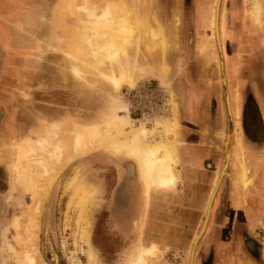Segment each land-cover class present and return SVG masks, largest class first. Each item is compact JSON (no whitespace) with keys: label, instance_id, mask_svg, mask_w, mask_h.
<instances>
[{"label":"rangeland","instance_id":"rangeland-1","mask_svg":"<svg viewBox=\"0 0 264 264\" xmlns=\"http://www.w3.org/2000/svg\"><path fill=\"white\" fill-rule=\"evenodd\" d=\"M127 1L130 7L131 1ZM254 1L255 0H140L135 5V13L147 16L153 15L158 20L164 35L163 38L157 37L155 41L160 45V42L164 40L165 45H167L166 51L162 53L161 50L158 49L155 53H151L142 45L135 53L128 56L129 58L126 59L127 62L124 60H117L115 62L117 67L115 70H112L113 68L108 61H104L102 63L103 65L100 63L97 65L95 60L92 59L90 52L87 51L88 48L84 47L82 41H80L81 35L79 33L81 30L78 24L79 16L75 13L73 8L74 0H36L37 3H32L31 6H26L24 0H0V6L2 5L0 7V37L2 36V40L4 41H0V46L5 51L4 56L2 55L3 57L0 59V64H5L4 69L7 70V73H9L8 69L14 70L18 67L25 69H23V72H25L23 76H17L13 74V72L12 75L9 76H5V74L4 76H0V83L3 79H6L8 83L21 84L24 92L21 94L18 92L17 94H20L22 99L26 101L27 106H29L31 102L35 103V108L41 115L44 112L45 106H47L45 84L47 82L50 83L52 79L54 81V101L53 104L49 105V107L53 108L54 120L46 124L43 117L42 120H39L37 130H34L35 132L33 131V136L27 135L18 139H11L6 147V152L10 151V155L8 154L7 157V161L9 158L7 163L9 167H7L8 172L6 179L7 182L10 181L11 183L9 198L11 195L16 198V212L14 214L11 213L6 220L5 237L0 247V264H20L14 257L13 252L19 256L23 255L26 246V241L23 242L25 237L23 231L30 216L27 210L33 205V202L37 198L41 199L40 194L31 192V190L23 184L25 182L21 179V171L18 166L20 147L26 146L25 143L28 138L44 136L48 125L52 122L59 123L58 128L60 134L64 136L66 132L71 131L73 123L80 121L92 122L96 121L97 117H99L97 122L101 128L100 132L103 138L105 136V125L108 118L107 113L104 112V103L113 90L112 85L107 81L108 73H117L121 79L122 88L119 95L120 106L123 107L124 111H128L130 117L138 120L135 124L145 123L147 129H152L157 122H160L161 125L163 122H170L171 118V120H175L176 124H174V130L177 140V160L179 163L177 169L179 170L180 177V182L177 185L179 186L183 183L182 173L184 170L183 164L185 163L181 155V146L184 145V142L181 138V129L183 128L181 118L183 111L180 106V101L185 97L186 103L190 105L193 99L196 98L193 94V87H191L194 69L198 74L197 79L200 81V84L203 83V87H207L208 94L212 95L210 100L215 104L216 113L217 111H222L227 117L230 116L229 118H231L228 131L231 132V146L234 139L233 137L235 136L234 155L237 156L238 163L242 160L248 166V171L245 173L248 181L246 188L242 180L238 177L243 172L240 170V167V173L237 174L238 183H240L245 190L253 185L255 181V172L250 175L249 171L253 165L247 158V149H244L241 141L242 134L238 114L239 103L237 101L239 93H237L235 88L232 89L227 84L226 79H224L228 91V111L221 78V69H223V65L219 61L218 49L223 62L226 60V55L224 53L232 54L234 51V46H232V44L235 42V37L231 36L232 32L228 29V22L231 23V25L235 22H240L239 11L237 14V12H235L236 10H233L235 4L240 5L241 2H244L246 5L245 12H243L244 18L248 24L252 26L256 34H259V30H262L264 20L263 0H256L261 4L263 11L259 25H255L254 22H252L251 11L253 10ZM214 17L215 23L217 21L218 26V35L216 36L213 35ZM238 29L247 30L242 27ZM234 31H237V29L235 28ZM260 42L264 43V39L261 38ZM180 57H182L184 61L186 59L184 63L182 60V64L185 65L186 69L182 70V66L178 65L176 69H181V73L176 70L178 74L175 78L176 81H174L175 63ZM72 62L76 63L81 71L83 70V78L77 79L74 77L71 71ZM127 76H132L134 79L135 83L132 87L125 84ZM190 77L192 81L189 79ZM32 84L42 85V90H38L37 93L35 91L30 92V85ZM178 86L181 89H178ZM184 87L187 89L185 93L182 90ZM231 92L234 97L233 100L235 105L233 110L230 106ZM9 95H13V93H9ZM33 95L37 96L34 98ZM139 95H143L145 103L141 116L138 110L131 109L130 102ZM144 95L151 96L148 98L147 96L144 97ZM248 97H250V95L247 91L246 98ZM250 106L251 103L244 108L246 112L252 109L254 110V108ZM25 110L26 113H23L22 117L28 120L32 108L27 107ZM78 110L80 111L79 115ZM262 110L264 111V108H262ZM94 111L96 112L93 114ZM78 116H81L80 119ZM83 116H85V118H83ZM232 117L234 118V122L232 121ZM206 142L204 143H206V147H208L210 141ZM218 142L220 147L219 144L214 147L211 143L210 149L217 154V157L213 160L214 163H212V161L206 162L205 168L212 164L217 167L219 164H222L219 154L221 153L222 140L220 139ZM66 149L68 148L65 147L63 152L66 159L68 158L67 162H64V167L57 175L46 198H42L40 214L38 219H35L36 221L34 220L37 224V250L35 256L39 264H90L87 253L91 249V252L95 254L97 264H110L109 258L108 260L105 258L106 261L104 262L103 259L100 258L99 252L95 251L92 246L95 228L98 229L99 232H103L102 238L107 243L112 238L110 235L109 221L107 219V209H102V213L97 214V219H95L96 215L94 213L96 195L100 192L99 180L109 179L111 181L113 179L115 181L116 178V163L114 164L110 160V157L113 159L115 158L114 160L118 162L126 161L125 163H127L129 167L127 170L129 175H132L134 172V178L138 180L144 191V207H147L151 194L159 195L163 198L168 197L178 186L171 191L147 190L135 161L126 156L124 152L114 154L102 144L94 149V151L81 157L73 156L71 150ZM95 152L102 154L100 156L102 161H99L97 166H95V159L92 157ZM228 155L230 157L229 161H227V165H225L226 168L231 158L230 150L228 151ZM191 163L192 160H188V164ZM75 173L78 174L84 186L86 188H91L94 192L93 197L88 201V205L81 215L76 207L77 204H75L77 199V192L73 194L75 185L66 187V182H68ZM219 175H221V180L224 176V170L221 171L220 174L219 172H215L205 210L203 208L205 211L204 220L199 219L193 226L192 234H194L195 230L199 231L194 237H190L191 241L189 248L180 254V257L177 252L174 256H170L172 261L174 263L176 262V264L180 261L181 264H189L193 241L196 239L197 234L201 232L200 226L202 227L203 221H205L206 206L215 185L214 183H216ZM217 189L215 190V195ZM122 200L120 199V201ZM213 201L208 213L207 225L202 234H204L208 226ZM49 214L50 218L47 217ZM51 214H53V216H51ZM44 217H46V219ZM14 219H16L19 230L14 226ZM146 227L145 220L133 224V229L138 228L140 233H143ZM83 228L88 233L86 235L87 243H85V240L81 236V230ZM146 232H148L147 228ZM257 238L258 237H256V239ZM152 244L157 245V243L153 242L151 237H147L145 243L142 238L138 236L134 247L127 252H123L122 250L120 253L121 258L117 263L114 262L113 264L130 263L134 257L139 254L141 248H147ZM207 247L208 246L205 244H201L200 242L197 243L195 254L196 251L199 252L198 260L206 261L208 252L204 249H207ZM158 248L160 252L154 258H145L150 264H156L157 260L162 259L164 256V251L161 250L159 246ZM124 249L127 248L125 247ZM114 257H116V255H114ZM115 260H117V257Z\"/></svg>","mask_w":264,"mask_h":264},{"label":"crops","instance_id":"crops-1","mask_svg":"<svg viewBox=\"0 0 264 264\" xmlns=\"http://www.w3.org/2000/svg\"><path fill=\"white\" fill-rule=\"evenodd\" d=\"M24 1L26 6H31L32 3L36 2V0ZM262 5L264 11V0ZM239 6L240 22H235L232 25L229 23L228 27L232 32L231 36L235 37V42L232 44L234 51L232 54L226 53V60L223 62L225 79L227 84L232 89L235 88L237 93H239V98L237 99L239 113L242 108H246L251 103L250 107L259 112L261 123L264 125V111L262 110L264 108V43L260 42L261 38L264 39V20L262 30H259V34H256L252 26L244 18L243 12H245L246 5L242 4V6ZM263 11L260 4L259 21ZM239 27L247 30H239ZM235 28L237 31H234ZM35 35L37 36L36 33ZM4 54L5 51L0 46V59ZM2 66L3 64H0V76H4V74L9 76L12 75V72L17 76L25 74L23 72L24 68L9 69V73H7V70ZM51 81L45 84L47 106H45L41 115L35 108V103L31 102L27 106L26 101L20 96L23 91L21 84L8 83L6 79H3L0 83V247L5 237L7 217L11 213L14 214L16 212V198L12 195L9 198L11 183L10 181L7 182L6 179L7 167H9L7 164L9 158L7 161V157L8 154L10 155V151L6 152V147L11 139H18L27 135L33 136V131L37 130L39 120H42L43 117L46 124L54 120L53 108L49 107L54 101V81L53 79ZM37 86L32 84L31 91L37 93L38 90H42L41 87L38 89ZM247 91L250 95L248 98H246ZM18 92L20 93L19 95L17 94ZM9 93H13V95H9ZM36 96L33 95L34 98ZM233 98L231 92L230 106L232 110L235 106ZM27 107L32 108L28 120L22 117L23 113H26L25 109ZM197 107V104L196 107L193 106L194 115L198 109ZM199 111L201 112V117L204 115L206 126L209 128V124H213V128L210 127L211 131L207 128L205 133L193 131V136L191 135L192 133H187L181 129V138L184 142V145L181 146V155L185 161L182 173L183 183L172 191L168 197L163 198L159 195L151 194L147 207H144V191L138 180L134 178V172L124 178V173L120 170L124 169V165L128 164L125 163L126 161L118 162L114 160L115 158L110 157V160L114 164L116 163L115 166L118 165L115 171L118 172L119 178L115 181H106V183H104L105 181H100V192L96 195L95 204L99 195L100 197L103 194L109 195L106 204L110 235L112 239L116 237L118 243H124V247L127 249H123V252H127L134 247L138 236L145 243L147 237H151L153 242L157 243L161 250L164 251V256L162 259H158L156 264H176L170 256H174L177 252L180 257V254L189 248L190 237H194L199 231L195 230L194 234H192L196 221L204 218L205 205L215 172L220 174L223 169L230 123L229 117L222 111H217V113L212 115L208 106L200 108ZM79 113L80 111L78 110V115ZM78 117L80 119L81 116ZM262 127L264 129V126ZM219 138L222 140L221 153H219L222 164H219L218 167L212 164L205 168L206 162L212 161L214 163L213 160L217 157V154L210 149V145L212 143L215 147L219 144ZM233 138L230 162L220 181L212 204V219H210L207 229L199 240L201 244L206 246L217 245L215 248L216 255L218 252L224 253V251H228L230 253L232 251L231 247H233L234 241H232L231 236L239 233L236 230L243 229L248 235H255L257 232L264 231V133L261 137H241L242 145L244 149H247V158L253 165L249 171L250 175L255 172V181L246 190L237 181L239 164L237 156L234 155L235 136ZM190 139H193V141ZM203 141H210V145L208 144L209 148L206 147L207 142L204 143ZM101 155L97 152L92 155L95 159V166H97L99 161H102ZM188 160H192V163L188 164ZM143 220L146 222L148 232H146V228L143 233H140L138 228L133 229L134 223H139ZM218 221H224V223L222 224ZM96 236L97 232H95V243H97ZM224 236L227 239H223ZM226 243L229 246L227 245V249H224ZM121 252L122 250L116 251V263L121 258ZM240 261H242L240 264H260L256 261H251L246 255ZM177 264H181V261ZM261 264H264V262Z\"/></svg>","mask_w":264,"mask_h":264},{"label":"bare ground","instance_id":"bare-ground-1","mask_svg":"<svg viewBox=\"0 0 264 264\" xmlns=\"http://www.w3.org/2000/svg\"><path fill=\"white\" fill-rule=\"evenodd\" d=\"M130 1L131 8L127 0H74L73 8L79 16L80 41H82L84 47L88 48L87 51L90 52L97 65L108 61L113 68L112 70H115L117 60L127 62L128 56L135 53L142 45L151 53H155L158 49L162 53L166 51L167 45H165L164 40L160 42V45L155 41L157 37L163 38L161 24L153 15L147 16L135 13V5L140 0ZM259 10L260 3L255 0L251 11L252 22L255 25H259L260 22ZM213 20V35L216 36L218 35V26L217 21L215 23V17ZM71 71L75 78H83V70L81 71L76 63H71ZM107 79L113 90L104 103V112L107 113L108 118L103 138L101 137V128L97 122L99 117L92 122L80 121L73 123L71 131L66 132L64 136L60 134L59 123L52 122L48 125L44 136L28 138L25 143L26 146H22L20 151L18 150V166L21 171V179L25 182L23 184L31 192L38 193L41 196V199L37 198L27 210L30 216L23 231V235H25L23 242L26 241L24 253L19 256L13 252L14 257L20 264H39L35 256L37 250V224L34 220H37L40 214L42 198H46L57 175L62 171L64 162H67L68 158L66 159L63 152L65 147L68 148L66 150H71L72 155L75 157L86 155L101 144L114 154L124 152L126 156L135 161L147 190L171 191L176 189L177 184L180 182L179 170L177 169L179 163L174 130L175 120L169 118L170 122H163L161 125L160 122H157L152 129H147L145 123L135 124L138 120L130 117L128 111H124L123 107L120 106L119 95L122 81L118 74L108 73ZM125 80V84L131 87L135 83L132 76H127ZM229 155L227 161H229ZM239 163L240 170L243 172L238 177L246 188L247 178L245 173L248 171V166L242 160ZM220 178L221 175L214 183L206 206L205 221H203L201 232L197 234L196 239L193 241L190 259L195 242L201 237L207 225L208 213ZM66 183V187L75 185L73 194L77 192L75 204H77L76 207L81 215L94 192L91 188L84 186L76 173ZM14 226L19 230L16 219H14ZM87 234L83 228L81 236L85 243H87ZM159 252L160 249L155 244L147 248H141L139 254L133 260L131 259L132 261L128 264H150L145 258H154ZM87 258L90 264H97L95 254L91 252V249L87 253Z\"/></svg>","mask_w":264,"mask_h":264},{"label":"flooded vegetation","instance_id":"flooded-vegetation-1","mask_svg":"<svg viewBox=\"0 0 264 264\" xmlns=\"http://www.w3.org/2000/svg\"><path fill=\"white\" fill-rule=\"evenodd\" d=\"M35 3H37V2H35ZM242 4L244 5V2H241L240 6H242ZM233 8H235L234 11L236 10L235 12H237V14H238V11L240 10V9H238V5L235 4L233 6ZM229 10H230V8H229ZM228 24H229V22H228ZM0 41L4 42L2 40V36L0 37ZM224 54L226 55V52ZM179 60H180V63H179ZM182 60H183V63L186 61V59L184 61V59H182V57H180L177 60V62L175 63V69H174L175 70V72H174L175 77L173 79L174 81H176L175 78L177 77V74H178V73H176V70L179 73H181V71H180L181 69L182 70L186 69L185 65L182 64ZM33 61H34V59H33ZM4 65L5 64H3V66H2L3 68H4ZM178 65L182 66L181 69H176L178 67ZM197 77H198V74L193 69V83H191V87H193V94L196 96V98L193 99V101L190 103V105H188L186 103L185 97H183L182 98L183 100L180 101V106H181V109L183 111V115L181 118L182 119L181 123H182V127H183L182 130L186 131L187 133H192L191 134L192 136H193V131H195V132L199 131V132L205 133L206 129L208 128V126H206V123H205L204 115H202V117L200 115V113H201L199 111L200 108H203L204 106H208L212 115H214L216 113L215 104L210 100L212 95L209 96L207 87H203V85H202L203 83L200 84V81H198ZM186 79H187V76H186ZM189 79L192 81L191 77ZM41 86L38 85L37 86L38 89ZM34 89L36 90V88H34ZM178 89H181V88H179V86H178ZM182 90L184 91V93L187 91V89L185 87L182 88ZM22 92H24V91H22ZM30 92H32V91H30ZM28 96H29V94H28ZM200 96H201V98H200ZM196 104L198 106L197 107L198 109L195 111V115H194L193 106L196 107ZM230 104H231V102H230ZM254 112H255V114H254ZM238 114H239V124H240L242 137L247 136L249 138H251V137L255 138V137H261L263 135L264 129L262 126H264V125H262V123H261L262 120H260L259 112H257V110L252 109V110L246 112V110L244 108H242L241 112ZM232 121L234 122L233 117H232ZM210 127L213 128V124H211V125L209 124L208 130L211 131ZM190 140L193 141V139H190ZM124 167L126 169L124 168V169H121L120 171H123L122 173H124V178H126V176H128V172H127L128 169L127 168H129V167H128V165H126V166L124 165ZM115 174H116L115 180H117L119 178L118 172H115ZM120 178H121V175H120ZM99 181H103V182L105 181L104 183H106V181L109 182L110 180L109 179H107V180L102 179ZM108 196L109 195L103 194L102 197H100V195H99L97 203L94 205V213L96 215L95 219L98 218V215H97L98 213H102V209L103 210L107 209L106 201L108 200L107 199ZM212 210H211V212H212ZM51 216H52V214H51ZM214 216H215V214H214ZM47 217L50 218V214ZM44 218L46 219V217H44ZM210 219H212V213H210L209 222H210ZM203 220H204V218H203ZM218 222H220V221H218ZM220 223L223 224L224 221H222ZM201 225H202V223H201ZM109 227H110V225H109ZM200 228H201V226H200ZM236 231H238L239 233L233 234V236H231V239H232V241H234V243L232 244L233 247H231L232 251L230 253L228 251H224V253L218 252L216 255L215 254V252H216L215 248L217 247V245H215V244H213L212 246L209 245L207 247V249H204L206 252H208V255H207L208 257H207L206 261L205 260L204 261L198 260L199 252L196 251V254H194L195 258L193 260V264H240L242 262V261H240V259H242L244 257V255H246L249 259H251V261H256L257 263H260V264L262 262H264V231L263 232H257L255 235H248L245 231H243V229H238ZM95 232H97V236H96L97 237V243H95L96 242L95 241ZM98 232H99L98 229L95 228L94 238H93L94 240H93L92 246L95 249V251L99 252L100 258L103 259L104 262L106 261L105 258H107V260L109 258L110 264H113L114 262H116L115 257H114V255H116V251L123 250L125 248L124 243L123 242H121V244L118 243L116 241V237H114V239L111 238L107 243L102 238L103 232H101V231H100L101 233L100 232L98 233ZM256 237H258V238L256 239ZM223 239H227V237L224 236ZM235 239H236V242H235ZM259 239H262V240H259ZM227 245L229 246V244L226 243V245L224 246V249H227V247H228ZM105 264H107V263H105Z\"/></svg>","mask_w":264,"mask_h":264},{"label":"water","instance_id":"water-1","mask_svg":"<svg viewBox=\"0 0 264 264\" xmlns=\"http://www.w3.org/2000/svg\"><path fill=\"white\" fill-rule=\"evenodd\" d=\"M218 56H219V61H220V63L223 65V60H222V56H221V54H220V51H219V49H218ZM221 74H222V85H223V88H224V96H225V99H226V103H227V108H228V111H229V103H228V96H227V94H228V91H227V88H226V83H225V81H224V79H225V75H224V67H223V69H221ZM230 117V116H229ZM231 118H229V120H230ZM230 127V126H229ZM230 136H231V132H229V135H228V139H227V142H226V151H225V157H224V166H223V169H222V171L224 170V173H225V170H226V166L225 165H227V156H228V151L229 150H231V140H230ZM221 181V180H220ZM203 235V234H202ZM201 235V236H202ZM201 238H199L198 239V242H199V240H200ZM197 241V240H196ZM198 242H195L196 244L194 245V248H193V252H192V256H191V259H190V261H189V264H193V260H194V254H195V249H196V246H197V243Z\"/></svg>","mask_w":264,"mask_h":264},{"label":"built area","instance_id":"built-area-1","mask_svg":"<svg viewBox=\"0 0 264 264\" xmlns=\"http://www.w3.org/2000/svg\"><path fill=\"white\" fill-rule=\"evenodd\" d=\"M152 95V94H151ZM150 95V96H151ZM150 97L149 95H144V97ZM131 102V109H133V110H138V112H139V114H140V116L143 114V112H142V110H143V105L145 104L144 103V99H143V95H139V96H137L136 97V99H133V100H131L130 101Z\"/></svg>","mask_w":264,"mask_h":264}]
</instances>
